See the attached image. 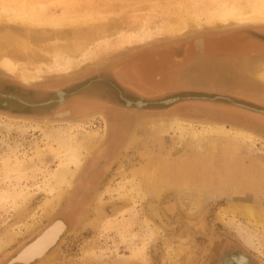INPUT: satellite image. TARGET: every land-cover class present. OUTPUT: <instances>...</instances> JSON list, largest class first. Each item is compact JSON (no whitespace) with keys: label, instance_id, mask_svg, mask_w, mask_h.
I'll use <instances>...</instances> for the list:
<instances>
[{"label":"rangeland","instance_id":"1","mask_svg":"<svg viewBox=\"0 0 264 264\" xmlns=\"http://www.w3.org/2000/svg\"><path fill=\"white\" fill-rule=\"evenodd\" d=\"M243 24L264 25V0H0V32L11 31L23 45L11 47L0 59V237L12 236L0 247V264L45 227L9 264L43 257L65 228L62 221L50 223L54 219L65 221L67 230L32 264H216L227 244L248 253L254 264H264V227L244 214L264 213V107L216 89L174 90L157 98L126 89L118 99L121 84L114 75L124 68L133 85L160 87L154 77L167 71L154 55L167 48L182 52L185 42L193 55L195 42L264 31V26ZM74 45L81 50L71 55ZM245 57L237 64L236 79L264 93V59L252 66L251 81L245 77ZM205 58L200 76L211 74V60L219 61ZM68 61L70 68L62 65ZM190 72L196 74L197 68ZM213 79L194 85L209 90ZM58 90L65 93L62 102ZM171 98L176 100L163 103ZM68 104L71 116L63 114ZM178 120L193 136L170 128ZM164 121L166 133L150 131L151 122ZM45 126L70 134L104 133L51 209L44 201L55 192V172L74 164L69 145L46 138ZM214 128L226 133L209 132ZM193 156L210 158L214 164L209 167L219 166L222 183L216 186L212 179L202 186L200 179L188 180L190 172L185 178L184 160L191 158L192 168H208ZM229 163L237 172L226 176ZM197 189L204 192L200 202L181 201V192ZM149 224L158 230L152 240ZM19 254L35 257L20 262ZM223 264L230 262L225 258Z\"/></svg>","mask_w":264,"mask_h":264},{"label":"bare ground","instance_id":"2","mask_svg":"<svg viewBox=\"0 0 264 264\" xmlns=\"http://www.w3.org/2000/svg\"><path fill=\"white\" fill-rule=\"evenodd\" d=\"M257 10V9H256ZM261 10V9H260ZM233 13V12H232ZM240 15V14H239ZM260 15V14H259ZM260 17V16H259ZM251 18V17H249ZM254 18H257L254 17ZM248 20V19H247ZM21 39L15 35L14 33H12L11 31L9 30H6V31H1L0 32V59L2 58V56L4 54H6L5 52L8 51L11 47H15V46H19V47H23V45H18L20 43ZM25 44V43H24ZM240 47L242 48L241 50H244V49H247L244 45H240ZM216 48V47H215ZM224 48H227V47H224ZM222 47H220V49H214L213 50H209V51H212V52H217V51H221ZM230 49V48H228ZM81 50V46L79 45H74L68 52L72 53L71 55H74V54H78ZM66 51L65 49H63V52ZM9 52V51H8ZM70 56V55H69ZM191 58V56H190ZM71 62H63L62 65H66L67 67L66 68H70ZM139 64H141V62H139ZM133 66V65H132ZM134 70V69H133ZM136 70V69H135ZM138 70V69H137ZM263 76V75H262ZM25 79H28V78H23V80ZM264 79V76L263 78ZM235 83L237 84H241L242 82H240L239 79H236L235 80ZM60 95H61V99H63V96H62V93L60 92ZM25 101V100H24ZM26 102V101H25ZM128 102V101H127ZM131 102V101H130ZM136 103V102H135ZM130 104V103H129ZM142 103V101H137V106H140ZM142 106V105H141ZM9 122V121H8ZM4 124V123H3ZM12 124V122H11ZM14 124V123H13ZM9 127H10V124L8 123L7 124ZM12 126V125H11ZM23 126H26V125H18V127H22ZM69 126V125H68ZM67 126V129L70 130V128L72 127H68ZM27 127V126H26ZM25 127V128H26ZM28 128V127H27ZM150 131L151 132H156V129L157 128H160V130L164 133H166L168 131L167 127H166V124H165V121L164 122H160L159 125H156L155 123H150ZM148 128V129H149ZM173 131L177 132L180 136L182 134H184L186 131H184L182 128H181V125L179 123V120L178 121H172L171 122V127ZM66 129V130H67ZM228 131V130H227ZM69 132V131H68ZM67 131L63 132L61 131L60 127L58 126L57 128H52V127H47L45 126L44 128L42 127V133L44 134V136L46 138H53L54 140H56L57 142L61 143V144H68L70 149L73 151V153L71 152V155L73 157V164H74V168L70 165H66L62 168H60L59 170H57L55 172V175H54V181L52 183V186L53 188L55 189V192L54 194L51 195L50 198L46 199V201H44L46 203V205L48 207H50V209L57 204V202L60 201V199L62 198L63 194L65 193L66 189H67V186L70 184L73 176H74V173L76 172L77 168L79 167V164L82 162V160L85 158V154L90 152L91 150H93L97 145H99L102 141H103V138H104V133H100L99 131L97 130H87L83 133H73V134H70L68 133ZM209 132H218V133H221V132H224L226 133V130H221V129H218V128H214L213 129H210ZM189 136H193L192 134H190L189 132H186ZM228 134V133H227ZM239 133H235L236 136H239L238 135ZM244 137V135H242ZM197 138V137H196ZM246 138V137H244ZM207 139V138H206ZM215 139V138H213ZM198 142H201L202 139L201 137H198ZM210 141V140H209ZM56 142V143H57ZM212 143V142H211ZM214 149V148H213ZM232 150V149H231ZM229 151V150H228ZM70 152V151H69ZM226 152V151H225ZM228 154V153H227ZM226 154V155H227ZM234 155V154H233ZM198 156V155H197ZM197 156H193L192 159L193 160H196V161H202V162H205V168L208 167L207 169L201 171L197 168H192L194 167L192 162H191V158H189V161H183V164H184V168L186 169L185 170V178H188L186 177V174L188 172L190 176H192L191 178H188V180H202L203 182H201L202 186L205 184H207L208 182L210 183L209 180H212V177L214 175H212L213 173H215V183L216 181H219V174L222 175L223 171L221 172V169H219L218 167H209V165L211 164H214V162L212 160H210V158L208 157H197ZM226 162V160H225ZM224 162V163H225ZM230 162V160H229ZM226 164V163H225ZM225 169H229V172H233V170L235 168H233V166L231 165V163H229V167H226ZM235 171V170H234ZM237 172V171H235ZM247 172V171H246ZM180 175V174H178ZM182 175V174H181ZM232 176V175H231ZM155 178H157V175L155 176ZM170 178V177H169ZM184 178V176H183ZM242 178V177H241ZM246 178V176H245ZM244 178V179H245ZM239 180L238 178L235 180L237 181ZM187 182V181H186ZM212 182V181H211ZM231 182V181H230ZM241 182V181H240ZM239 182V183H240ZM193 183V182H192ZM195 183V182H194ZM199 183V182H198ZM214 183V182H213ZM233 183V182H231ZM235 183V182H234ZM134 184V183H133ZM136 184V183H135ZM138 184V183H137ZM217 185V183H216ZM242 185V184H241ZM140 186V185H139ZM160 186V185H159ZM207 186V185H205ZM161 187V186H160ZM238 187V186H237ZM117 188V187H116ZM142 188V187H141ZM197 188V187H196ZM119 189H123V185H119L118 188L116 189L118 192H119ZM157 190V189H156ZM160 188H158L157 192H160ZM195 191V190H194ZM120 193V192H119ZM211 193V192H210ZM182 194V197L183 199H181V201L184 199L185 200H188L189 202H194L195 203H198L200 202L201 200V196L204 195V192H202L201 189H197L195 192H193L192 190H187V191H183L181 192ZM123 197V196H122ZM208 198V197H207ZM44 203V204H45ZM47 207V208H48ZM46 208V209H47ZM49 209V210H50ZM152 209V212L154 213H157V208L156 206H152L151 207ZM193 209V208H192ZM48 210V211H49ZM235 211V210H234ZM236 212V211H235ZM46 214V212L43 210V214ZM246 215V217L249 219L250 217H252L254 220V222L256 224H258L259 226H262L264 227V213H251V212H246L244 213ZM243 214V215H244ZM10 232V231H9ZM147 233H148V238L149 240H152L153 238H156V236L158 235V230L151 226L150 224L148 225L147 227ZM11 234H4L3 236L0 237V247H2L3 244L5 243H9V241H11ZM247 238V237H246ZM13 239V238H12ZM250 241V240H249ZM248 241V242H249ZM251 242V241H250ZM252 243V242H251ZM253 244V243H252ZM35 255L32 254V255H21L19 254V259L18 261L20 262H27L28 260L34 258Z\"/></svg>","mask_w":264,"mask_h":264},{"label":"flooded vegetation","instance_id":"3","mask_svg":"<svg viewBox=\"0 0 264 264\" xmlns=\"http://www.w3.org/2000/svg\"><path fill=\"white\" fill-rule=\"evenodd\" d=\"M219 36H221L220 40H217L218 36H216L214 38H208L206 40H203L202 42L193 43V46L196 48V51H197V48L198 49L201 48V50H199L198 52L201 54L203 53L204 59H206L205 55L208 57V59H209V57H212V58L219 57L218 58L219 61L211 60V62L214 61L213 66L211 67L212 69H209V68L207 69V70H209V72L212 71L211 74L208 76H206V74L202 75L203 76V78L201 80L202 84H204L203 82L206 79L214 78L213 79V85H212V83H210V85H208V87L211 86L212 88H209V90H206V88H205L206 86H205V87H203V90L201 89L200 91H213L216 89V90L221 91L222 93L230 92L229 95L231 98H234V99L239 98L240 100L243 101V103H246L249 105H254V106L264 107V93L260 90L259 87L258 88H253V87H247L246 88V87H243V86L235 83V80L237 78L236 74H239L237 64L243 56L244 57L246 56L245 58H246L247 64H248L247 65L248 66L247 71L245 72V77L247 80H251V78H249L248 75H249V73L253 72V70L255 69V67H252V66H254L260 59H264V31H248L247 33L231 32V33H227V34H223V35H219ZM189 44H187L186 42L183 43V46L181 47V49L183 48V50H181V51L187 52V50L190 46ZM240 45H244L246 48H249V49H247L246 51L244 50V52H243V50H241L242 48L240 47ZM226 46H230V47L224 48ZM218 47H222V49H221V51L216 52L214 56H210L211 54L207 53V50L220 49ZM228 48H230V49H228ZM165 50L169 51V48L162 50V52H164ZM176 52H177V50H176ZM217 53H219V54H217ZM122 70H124V68H122ZM224 70H227L228 73L223 78H221V73ZM114 73H115L114 74L115 78L119 77V75L124 74V73L119 74L117 72H114ZM117 81L119 82L118 78H117ZM210 89H213V90H210ZM128 90H130L133 93L135 92L136 95H139L137 93V90L134 89V87L133 88L130 87ZM128 90H126V91H128ZM118 91L122 92L121 94H123L122 90H118ZM119 92H117V98L123 99V97H122L123 95L121 96L119 94ZM219 97H224V96L219 95ZM225 97L228 98V96H225ZM58 101H60V102L64 101V96H63L62 100H60V98H58ZM25 104L26 103L23 102V105H25ZM55 104H57V103H55ZM128 104H129V102H128ZM26 105H29V104H26ZM70 109L71 110H69V109L65 110L63 112V114L71 116V114H73L74 112H73V109L71 107H70ZM258 109H261V108H258ZM25 116L32 117L33 115L27 114ZM57 220L62 221V223L64 224V227H65L64 230L59 234V236L56 239V241L54 242V244L49 247V249L46 251V253L43 255V257H41L39 259H34L33 261H31L28 264L35 263L38 260H41L42 258H44L51 251V249L59 242V240L61 239L64 232L67 230V224L62 219H54L50 223L57 221ZM43 229H41L40 231H42ZM40 231L36 234V236L33 239H35L39 235ZM33 239H31L29 242L23 244L20 248H22L24 245L30 243ZM19 249L7 261L6 264H9L10 260L18 253ZM225 258L228 259L230 264H254L252 257L248 253L243 252L242 249H239L235 245L227 244L226 246H224L219 252L216 264H223ZM240 260H242V261H240ZM15 263L16 262H13L10 264H15Z\"/></svg>","mask_w":264,"mask_h":264},{"label":"crops","instance_id":"4","mask_svg":"<svg viewBox=\"0 0 264 264\" xmlns=\"http://www.w3.org/2000/svg\"><path fill=\"white\" fill-rule=\"evenodd\" d=\"M249 49V48H247ZM244 49V50H247ZM243 50V51H244ZM199 49H197V51L193 54L190 55L191 52L187 51V52H177L174 53L172 51H168L165 50L164 52H161L157 55H154V59H160L163 67L166 69L167 73L164 76H155L154 78H158L155 81H160L162 84L160 87L154 85L153 83H150V85L145 84V85H141L140 86H136L133 85L132 83H130L129 81H127L125 78V74H122V69H119V75L118 79H119V83L121 84V88L120 90L123 91V96H126V89L128 87H134L135 90H137V93L139 94L140 97H158V96H162L164 97L166 94H170L172 93V91L177 90L183 93H188L190 91H200V87L202 86H198V85H194L197 82H200L203 78V76H200V69L201 68V62H203V53H199L198 52ZM209 54L213 53L212 51L208 52ZM213 55V54H211ZM191 56V58H190ZM141 58V57H140ZM193 66V67H192ZM197 68V73L191 75L190 71H192V69ZM202 75V74H201ZM153 81V80H152ZM164 82V83H163ZM6 84H9V82H6ZM129 89V88H128ZM68 93L72 92L73 90H66ZM74 93H71L70 95H73ZM67 95V96H70ZM121 95V96H122ZM161 97V98H162ZM30 103H32L29 100H26ZM45 100H43L44 102ZM48 101V100H47ZM23 104V103H22ZM40 104V103H39ZM12 103H5V106H9L11 107ZM68 108L70 109V104H68ZM183 161V160H182ZM182 166L184 167V164L182 163ZM226 172V176L227 173L229 172V169H225ZM212 175H214L212 177V179H216L215 177V173H213ZM219 176V183H222L221 181L224 179V174L222 173V175H218ZM169 177V176H168ZM157 179V178H156ZM173 180V179H172ZM216 184V183H215ZM217 186V185H216ZM255 189V188H254Z\"/></svg>","mask_w":264,"mask_h":264},{"label":"water","instance_id":"5","mask_svg":"<svg viewBox=\"0 0 264 264\" xmlns=\"http://www.w3.org/2000/svg\"><path fill=\"white\" fill-rule=\"evenodd\" d=\"M243 25H248V24H243ZM241 26H242V25H241ZM248 26H264V25H248ZM60 92L62 93V96H64V94H65L63 91L58 90V91H57V94H58L59 98L61 97ZM60 100H62V99L60 98ZM175 100H176L175 98H171V99H168V100H166V101H163V103H164V104H168V103L174 102ZM136 104H137V103H136Z\"/></svg>","mask_w":264,"mask_h":264}]
</instances>
